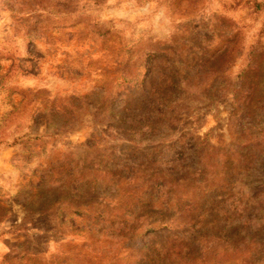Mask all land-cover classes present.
<instances>
[{
  "label": "rangeland",
  "instance_id": "rangeland-1",
  "mask_svg": "<svg viewBox=\"0 0 264 264\" xmlns=\"http://www.w3.org/2000/svg\"><path fill=\"white\" fill-rule=\"evenodd\" d=\"M252 50L264 0H0V264H264Z\"/></svg>",
  "mask_w": 264,
  "mask_h": 264
},
{
  "label": "trees",
  "instance_id": "trees-1",
  "mask_svg": "<svg viewBox=\"0 0 264 264\" xmlns=\"http://www.w3.org/2000/svg\"><path fill=\"white\" fill-rule=\"evenodd\" d=\"M257 9V8H256ZM253 55V50L250 51V53L248 54V56H250V58H252ZM264 62V52H261L260 54H258V56L252 58V62L248 63V65L244 66V68H242L240 70V73L238 75L239 81L242 82V87H241V91H240V96L236 99V102L239 104V107H246V106H251L252 103L254 102V96L256 93V87L254 84V78H256V71L260 68L261 63ZM252 64V65H251ZM250 68H252L250 70ZM254 75V76H253ZM256 101H264V93L259 95L258 97H256ZM253 114L254 113H244V117L253 119ZM264 117V114L262 115V118ZM245 118H243L244 120ZM250 126L252 127H257V123L256 122H252L250 124ZM251 127V128H252ZM251 128L249 129V131L251 130ZM254 146L257 149V157L258 159L261 158V160H263V156H264V128L260 129L259 133L255 136L254 139ZM249 164H253L254 162L251 161H246ZM189 227V226H187ZM190 229H192L190 227ZM184 230V229H183ZM163 251L165 250V248L162 249ZM160 255V254H158ZM166 256V255H165ZM153 258V256H152ZM182 258H187V255H185ZM145 259V258H143ZM146 260V259H145ZM184 263H189L188 260H185Z\"/></svg>",
  "mask_w": 264,
  "mask_h": 264
}]
</instances>
